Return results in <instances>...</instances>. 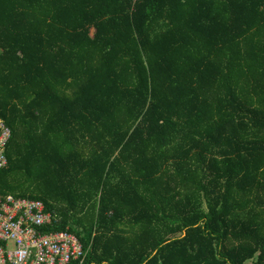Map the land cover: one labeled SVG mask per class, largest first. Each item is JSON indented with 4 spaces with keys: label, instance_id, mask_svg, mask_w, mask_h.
I'll return each mask as SVG.
<instances>
[{
    "label": "trees",
    "instance_id": "trees-1",
    "mask_svg": "<svg viewBox=\"0 0 264 264\" xmlns=\"http://www.w3.org/2000/svg\"><path fill=\"white\" fill-rule=\"evenodd\" d=\"M133 1L0 0V194L84 264H264V0Z\"/></svg>",
    "mask_w": 264,
    "mask_h": 264
},
{
    "label": "built area",
    "instance_id": "built-area-1",
    "mask_svg": "<svg viewBox=\"0 0 264 264\" xmlns=\"http://www.w3.org/2000/svg\"><path fill=\"white\" fill-rule=\"evenodd\" d=\"M142 0H134L133 5ZM11 129L0 118V170ZM57 221L42 201L0 194V264H84L88 252L75 233L50 230Z\"/></svg>",
    "mask_w": 264,
    "mask_h": 264
},
{
    "label": "rangeland",
    "instance_id": "rangeland-1",
    "mask_svg": "<svg viewBox=\"0 0 264 264\" xmlns=\"http://www.w3.org/2000/svg\"><path fill=\"white\" fill-rule=\"evenodd\" d=\"M94 34V31H92V35Z\"/></svg>",
    "mask_w": 264,
    "mask_h": 264
}]
</instances>
